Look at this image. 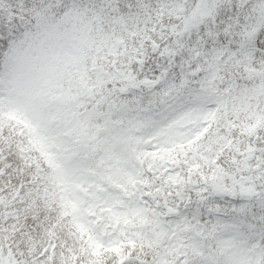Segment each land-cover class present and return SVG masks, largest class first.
<instances>
[{
	"label": "snow or ice",
	"instance_id": "1",
	"mask_svg": "<svg viewBox=\"0 0 264 264\" xmlns=\"http://www.w3.org/2000/svg\"><path fill=\"white\" fill-rule=\"evenodd\" d=\"M0 264H264V0H0Z\"/></svg>",
	"mask_w": 264,
	"mask_h": 264
}]
</instances>
